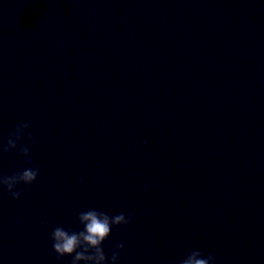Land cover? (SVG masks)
<instances>
[{"label": "clouds", "instance_id": "obj_1", "mask_svg": "<svg viewBox=\"0 0 264 264\" xmlns=\"http://www.w3.org/2000/svg\"><path fill=\"white\" fill-rule=\"evenodd\" d=\"M31 122L19 123L8 135L5 142L0 143V158L15 152L23 158L25 167L10 174H0V190H5L13 200H19L23 194L21 185H32L40 175V168L32 167L29 147L23 141L27 138L32 145H37L46 139V133L38 140L28 129ZM148 190V186H144ZM131 213L120 212L114 216L96 208H89L79 212L76 222L81 226L75 230L71 224L56 226L50 233L52 249L58 261L65 256L72 257L71 264H119L123 243H117L111 250L109 257L103 248V243L112 233L114 227H127L132 223ZM177 264H215V257L205 256L199 249H193L181 258Z\"/></svg>", "mask_w": 264, "mask_h": 264}]
</instances>
